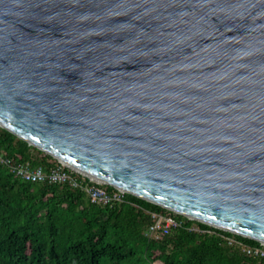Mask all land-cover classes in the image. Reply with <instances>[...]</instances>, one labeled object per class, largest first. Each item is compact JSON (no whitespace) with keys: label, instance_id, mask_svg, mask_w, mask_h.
Listing matches in <instances>:
<instances>
[{"label":"water","instance_id":"95a60500","mask_svg":"<svg viewBox=\"0 0 264 264\" xmlns=\"http://www.w3.org/2000/svg\"><path fill=\"white\" fill-rule=\"evenodd\" d=\"M0 126L264 243V0H0Z\"/></svg>","mask_w":264,"mask_h":264},{"label":"trees","instance_id":"16d2710c","mask_svg":"<svg viewBox=\"0 0 264 264\" xmlns=\"http://www.w3.org/2000/svg\"><path fill=\"white\" fill-rule=\"evenodd\" d=\"M16 163L47 172L61 164L0 126V264H264L236 244L259 246L255 239L176 213L180 226L148 237L152 213L165 207L126 192L92 203L67 181L20 178Z\"/></svg>","mask_w":264,"mask_h":264},{"label":"built area","instance_id":"2783aa9c","mask_svg":"<svg viewBox=\"0 0 264 264\" xmlns=\"http://www.w3.org/2000/svg\"><path fill=\"white\" fill-rule=\"evenodd\" d=\"M11 166L12 170L17 176L27 181H47L50 183H62L67 181L73 187H78L82 191H84L87 198L92 203L108 204L113 201H119L121 200L122 195L125 193L123 190L116 187H114L115 190H108V188L105 186L107 184L88 177L62 163L48 172L44 171L41 167L31 168L25 163H16L12 164ZM78 175L81 176L80 179H78ZM167 210L168 211L166 212L152 213L154 221L145 229V235H147L148 237H157L161 232H168L172 227H177L182 224V219L177 218L173 214L180 213L169 209ZM187 218L191 219L189 217ZM192 229L197 228L195 226H192ZM228 240L230 242H233V239L231 238H228ZM236 244L242 247V251H244L246 254L253 256H264V243L260 242L259 246H248L239 242H237Z\"/></svg>","mask_w":264,"mask_h":264}]
</instances>
